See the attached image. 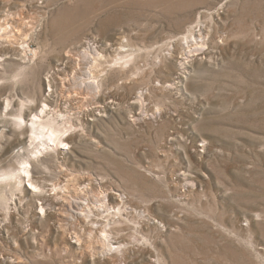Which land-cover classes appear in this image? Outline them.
Masks as SVG:
<instances>
[{
  "label": "rangeland",
  "instance_id": "obj_1",
  "mask_svg": "<svg viewBox=\"0 0 264 264\" xmlns=\"http://www.w3.org/2000/svg\"><path fill=\"white\" fill-rule=\"evenodd\" d=\"M9 13L0 19L12 24L0 45V264H108L97 239L82 250L70 237L93 226L42 208L54 185L89 179L134 204L117 224L131 251L120 264H264V0H0V16ZM198 20L210 30L209 53L181 68L182 49L170 56L169 41ZM123 38L140 48L138 64L134 55L100 64L97 94L51 76L67 67V77H88L94 62L78 45L96 40L101 51ZM44 103L62 108L65 117L49 115L63 126L75 118L65 134L77 140L64 150L31 145L30 128L17 123ZM97 105L106 110L78 112ZM23 159L41 192L18 178Z\"/></svg>",
  "mask_w": 264,
  "mask_h": 264
},
{
  "label": "bare ground",
  "instance_id": "obj_2",
  "mask_svg": "<svg viewBox=\"0 0 264 264\" xmlns=\"http://www.w3.org/2000/svg\"><path fill=\"white\" fill-rule=\"evenodd\" d=\"M4 15H5V17L2 14L0 16V19H4L3 22H5L8 19V16H10V13L4 14ZM200 20H198L196 25H193L189 28V32L187 34H183L181 36L179 35L180 37L173 38L172 40L169 41V44L167 43L168 44L167 49H168V53L170 54V56H174L177 52H179L178 51L179 48L182 49L180 52L181 53L180 59L181 58L182 59L181 60L179 59V65L181 68L186 67V62H187L186 60L188 58H190V56L197 55L200 53H205V54L209 53L210 46L208 44H209V39H210V30L207 27L208 26L207 23H204L203 21H200ZM11 25L12 24H8V25L1 24V26H0V45L2 43V46H3V44H5V39L8 37V36H3V35L5 34V32L9 31L8 28ZM7 39L9 40V38H7ZM91 41L92 40L86 41L85 43H80L78 45L79 56L81 58L83 57V58L87 59L88 62L89 61L94 62L91 64V67L89 69L90 75L88 77L79 76V75H77L78 72L73 73L71 78L67 77V75L69 74V69H67V67L59 68L57 70L58 72L56 73L57 77L54 75H51V76L54 79H58V78H60L62 80L63 79L64 80L73 79V81L79 82V86L85 87L86 89L91 90V92H94L95 94H97V92H99L101 90V86H102L103 80H104V79H102V77L100 79L99 78L100 75L97 73V69H98L97 67L100 64H102L105 61H114V60L116 61L115 63H119L121 61H118V60H120L124 56H128V55H134L133 57H131L132 59L130 58L131 62L133 64H138V55L140 56L141 53H139L140 48L132 46L124 38L116 40V41H114V40L113 41H106L104 43V45L102 44L103 48L101 49V51H100V49L98 50L99 47L95 43L96 40H95V42H91ZM32 51H33V49H31V52ZM105 52H106V54H105ZM33 54H34V52H33ZM67 55H69V56L72 55V52L71 53L67 52ZM111 56H113V57L110 60ZM84 72L86 75L87 71H84ZM64 75H66V76H64ZM181 76L182 75L178 74L177 77L180 78ZM171 85H173V84H171ZM74 89H76V88H74ZM152 90H154V88ZM144 91L141 90L139 92V94H137L135 96L138 99V101L141 102V104L140 103L139 104L142 107H143V98H144L143 96L145 95ZM146 97H147V94H146ZM101 108H99V105H97V106H95V108H93V110H90V109L88 111H81L80 110L78 112H80V113L84 112L86 115H91V114L94 115L95 110H98V111H101V110L105 111L106 110L105 109L106 107H104L102 109ZM61 109L59 108V109L53 110L52 107L48 103H44L41 110L40 111L38 110V112L33 113V116L29 120H27L24 116H20L18 118L17 123L26 124L30 128L31 133H30V135L29 134L28 135L30 137L29 142L31 145L36 144V143H41L42 146L44 147V149L52 148L55 150H60V149L64 150V149H66L65 145H68L70 143V141L73 142V141L77 140V136L72 134L73 129H77L76 124H75V118L72 114L67 115L66 118H63L65 120L64 126L62 124L57 123L56 119L50 117L49 114L51 113V111L53 112V114H59V115L65 117V115H64L65 113L63 114ZM157 112H158V109H157ZM159 112H161V111L159 110ZM155 113H153L152 116L155 117L157 115V114L155 115ZM138 118H140V117H138V114H137L136 119H138ZM67 122H69V125H67ZM67 131H72V132L69 133L68 135H66L65 132H67ZM23 136H25V135H23ZM26 138H27V136H26ZM36 152H42V150L39 149V150H36ZM34 153H35V151H34ZM36 156H38V155H36ZM30 160L31 159H23L21 161L23 166L21 167V169L17 175H18V178H20V179L21 178H28V181L31 185L30 186L31 191L34 193H39V191L41 190V188L43 186L39 185L40 183H38V181L34 178V175H33L34 173L32 174V171H31L32 163L30 162ZM51 165H52V163H51ZM12 177L14 178V174H12ZM62 183H63V181H62ZM61 184L60 185L58 184L59 186L54 185V188H52V190L54 189V191L52 192L50 190L51 192L50 193L48 192L49 197L47 196L48 195L47 194L46 195L47 198L43 201L42 208H45L47 215L49 217H53L57 214H64V216H68L70 221L75 222V224L77 223V224L81 225L82 223H85L87 225V227L93 226L94 229H93V231L90 230V232H88L89 234L85 233L86 230L84 228L80 227L78 229L76 227L77 230L70 233V237L72 239L73 238L75 239L72 242H76V244L78 245L77 246L78 249L83 250L84 246H86L87 241L88 240L91 241L92 239L95 238L102 245V249L99 252L100 256L101 257L103 256V258H109L107 261L108 264L123 263L124 260H121V258H123L125 255L122 257V256H119L118 254L119 253L124 254L126 249H128L127 247L129 245L127 246V241H126L128 239V237L126 238V236L123 233V232H125V230L120 233V231H122V229H121L122 227L119 228L117 226V224H119V222L120 223L124 222V221H122L123 214L127 212L126 210L129 207L134 206V204H133V206L131 205L130 198L126 194L117 191V189H115L114 187H109L105 184H101L99 180L96 181L93 179H89L88 182H83V181L80 182L79 185L78 186L76 185L77 187H75L76 189H78V193L80 194V196L76 195L75 197L70 192H68L71 190V188L75 189L74 186L69 188V189L67 187V189H66V187H63V185H61ZM93 190H96L95 191L96 193H94ZM65 191L68 193L67 194L64 193ZM57 205H60V206L57 207ZM56 207L58 209H56ZM130 211H133L134 213L141 216L140 218H143L145 220L150 221V219L147 218L148 213L144 209L133 208ZM131 215H133V214H131ZM133 217H131V218H133ZM115 218H117V219H115ZM140 218H138V219H140ZM149 221H147V222H149ZM72 222H70V223H72ZM151 222L152 223L156 222V225L158 226V223H160L162 221H160L159 219H155V220H152ZM66 223H69L68 219L65 222V224ZM75 224H73V225H75ZM60 225L61 224H59L58 226L60 227ZM64 225H63V227H65ZM70 226H71V224H70ZM87 231H88V229H87ZM126 234H128V233H126ZM131 248H132V246H131ZM128 251H130V250L128 249ZM125 253H127V252H125ZM96 256H98V255H96ZM96 256L93 257L94 263H96V258H97ZM158 260L159 259H156V258L155 259L150 258V259H146L145 262L141 261L139 264H158L159 263ZM120 261H122V262H120Z\"/></svg>",
  "mask_w": 264,
  "mask_h": 264
}]
</instances>
